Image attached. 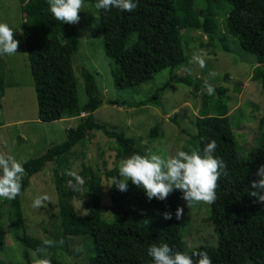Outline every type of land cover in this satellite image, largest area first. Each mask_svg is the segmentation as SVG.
I'll return each instance as SVG.
<instances>
[{"label":"trees","instance_id":"obj_1","mask_svg":"<svg viewBox=\"0 0 264 264\" xmlns=\"http://www.w3.org/2000/svg\"><path fill=\"white\" fill-rule=\"evenodd\" d=\"M86 1V0H84ZM226 1L224 10L217 4ZM97 2V0L95 1ZM137 8L132 12L112 8L98 10V23L94 34L101 39L103 54L113 65L112 84L117 90L138 86L151 80L158 72L169 69L166 84L179 83L191 88L195 94L202 90V105L193 122L195 133L188 135L181 150L201 151L207 142L217 144L214 156L226 164V175L221 174L216 189L215 203L208 204L209 217L216 233V247L200 246L188 252L205 251L212 264H264V202H258L248 193L257 179V168L264 165V138L245 158L237 153V146L227 116L225 88L214 89L215 95L203 91L198 81L188 77H172L180 68L191 64L184 55L180 31L190 29L202 32L208 40L216 39L223 52H229L218 33L217 18L224 15L225 32L235 36L240 50L254 56L251 81L260 85L264 97V0H134ZM22 15L21 38L28 63L36 102V120L50 123L78 117L74 128L66 130L63 142L49 147L37 158L22 163L26 175L22 181L21 195L13 200L0 198L7 216L22 228L20 200L31 176L45 164L53 163L52 184L56 198L59 228L64 237H86L91 245V264H154L148 254L153 245L167 243L174 251H183L179 232V220L175 218L177 199L181 192L174 190L163 201H149L142 189L128 182V190L120 192L110 187L109 209L111 220L100 217L98 199L100 180L96 173L81 163L76 173L85 183L77 186L67 172V157L72 149L84 139L85 132H100L114 144L115 158L121 159L136 153L144 155L135 141L122 133L107 130L94 121L92 114L102 104L93 76L81 73L85 102L79 104L76 78L71 58L77 50L79 37L73 24L56 20L49 11L48 0H18ZM223 11V12H222ZM220 35V36H219ZM210 45L209 43L206 44ZM205 45V46H206ZM166 84L154 91L145 101L133 107L156 106L158 93ZM3 88V71L0 62V92ZM240 84L234 88L239 91ZM209 103L208 111L204 105ZM110 106L116 101H107ZM132 106H128L129 108ZM264 115V111H263ZM181 131V130H180ZM156 135V127L150 129ZM61 170V174L58 170ZM65 172V173H62ZM119 169L109 173L118 176ZM71 181V183H70ZM85 200L87 211L77 215L71 205L72 199ZM171 212L172 219L165 220L163 213ZM143 213V214H141ZM15 242L25 249L35 251L36 246L25 238L23 232L12 233ZM3 252V232L0 224V253ZM51 264H63L49 258ZM24 264H32L26 260Z\"/></svg>","mask_w":264,"mask_h":264},{"label":"rangeland","instance_id":"obj_2","mask_svg":"<svg viewBox=\"0 0 264 264\" xmlns=\"http://www.w3.org/2000/svg\"><path fill=\"white\" fill-rule=\"evenodd\" d=\"M95 1H84L79 13V22L73 24L79 43L71 58V66L76 78L79 104L85 102L81 73L86 71L93 76L97 93L102 100V104L92 114L95 122L104 125L107 130L120 132L125 137L133 139L143 154L151 150L165 157L174 155L177 150H181L188 135L195 133L193 122L202 105L200 98L202 90L194 94L191 88L182 84H166L169 69L158 72L151 80L138 86L115 89L111 75L113 65L103 54L101 39L94 34L98 23ZM193 2L197 9L202 8L196 0ZM217 4L225 14L227 2L219 1ZM0 22L7 23L14 30V39L19 41L17 54L0 56L3 71V88L0 92V154L12 155L22 164L26 160L39 157L49 147L63 142L66 130L74 128L78 123V117H83V114L50 123L36 120L35 95L21 38L23 20L18 0H0ZM217 26L218 33L223 37L229 52H223L216 39L208 40L200 31L183 29L180 31V39L183 53L191 64V71H186L185 67L181 66L172 72L171 76L188 77L194 82L198 81L206 93L205 81L214 89L218 87L226 89L224 96L228 121L237 153L241 158H245L264 138V97L258 82L250 80L252 68L255 66L254 56L243 53L237 38L225 32L224 15L217 18ZM207 43L210 45L207 46ZM202 52L206 54L203 55L205 60L203 68L197 61ZM164 84L165 89L158 93L156 106H132L150 98L154 91ZM237 84H240V88L235 93L234 88ZM107 101H116L120 106H110ZM204 107L210 111L209 103ZM154 126L156 135L153 137L150 135V129ZM67 162L66 174L77 173L83 163L99 177L97 196L100 217L106 222L110 221L109 173L119 169L112 140L100 132L87 131L80 144L72 149ZM54 169L56 168L53 163L45 164L28 180L20 200L22 228L15 224L14 218L7 216L5 206L1 207L3 252L0 253V264H24L26 260L32 263L34 259V251L25 249L15 242L13 232L17 234L23 232L26 239L39 247L46 238L62 240V245L48 248L44 255L63 264H91V245L86 237L61 235L52 184ZM58 172L61 174L60 169ZM38 195H47L49 199L44 201L41 207L36 208L33 207V200ZM182 195L181 192L176 205L184 209L179 220L183 251L186 253L200 246L216 247V233L212 222L208 220V204L201 202L188 208ZM85 200L75 198L70 201L77 215L82 216L86 213Z\"/></svg>","mask_w":264,"mask_h":264},{"label":"clouds","instance_id":"obj_3","mask_svg":"<svg viewBox=\"0 0 264 264\" xmlns=\"http://www.w3.org/2000/svg\"><path fill=\"white\" fill-rule=\"evenodd\" d=\"M49 11L52 16L66 24L79 22V13L84 6V0H48ZM96 9L110 11L118 8L132 12L137 8L134 0H97ZM19 41L14 39V30L7 24L0 22V56L17 54ZM202 52L197 61L201 68L205 66ZM191 71V69H187ZM204 87L209 95L214 94V88L205 81ZM217 144L215 140L206 143L202 153L198 149L190 151L177 150L174 155L162 156L149 150L146 154L133 153L119 162L118 176L111 177V186L120 192L128 190L131 181L137 188L142 189L147 199L153 198L163 201L174 190L183 193L182 199L188 208L194 204H213L217 199L216 189L221 174H227L226 164L216 156ZM25 168L12 155L0 154V198L13 200L21 195L22 181ZM77 186H82L84 178L75 172L69 173ZM255 179L250 187L253 191L248 194L258 202H264V165L257 168ZM71 183V181H70ZM49 198L47 195L36 196L33 207L39 208ZM184 209L177 207L175 218L180 220ZM143 214V213H141ZM165 220L172 219L171 212L163 213ZM63 241L44 239L42 246L33 252L32 264H51V260L44 255L48 248L62 245ZM148 254L154 264H212V259L205 251H195L192 255L176 250L167 243L153 244L148 248Z\"/></svg>","mask_w":264,"mask_h":264}]
</instances>
